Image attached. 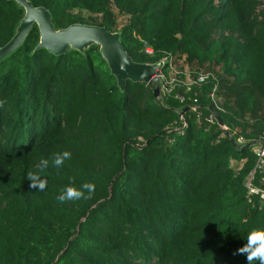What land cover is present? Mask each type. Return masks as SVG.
I'll use <instances>...</instances> for the list:
<instances>
[{
	"label": "trees",
	"instance_id": "trees-1",
	"mask_svg": "<svg viewBox=\"0 0 264 264\" xmlns=\"http://www.w3.org/2000/svg\"><path fill=\"white\" fill-rule=\"evenodd\" d=\"M30 1L50 11L56 29L118 31L125 15L121 40L136 62L184 56L216 77L186 102L173 93L163 104L154 83L128 80L121 90L99 45L62 55L37 49L35 24L0 62V264H247L237 250L264 229V205L245 185L257 156L205 114L215 91L234 139L264 134L262 0ZM24 15L16 0H0V48ZM196 96L201 123L186 110ZM63 151L71 159L57 168ZM232 159H246L239 172ZM42 160L40 191L27 177ZM84 183L95 185L90 199L57 201Z\"/></svg>",
	"mask_w": 264,
	"mask_h": 264
},
{
	"label": "water",
	"instance_id": "water-1",
	"mask_svg": "<svg viewBox=\"0 0 264 264\" xmlns=\"http://www.w3.org/2000/svg\"><path fill=\"white\" fill-rule=\"evenodd\" d=\"M25 9V15L21 20L15 36L0 48V62L22 46L26 37L35 24L40 30L39 48H47L56 55L66 54L69 49H76L85 52L92 45L100 46V53L106 60L111 73L117 78L118 86L121 90L126 89L128 80L133 82L151 81L157 83L155 77L159 73L158 63L136 62L125 49L121 33L119 31L108 30L105 26L75 23L67 28L56 29L52 21L50 11L44 6H34L30 0H16ZM155 97L160 96V88H154ZM189 107L186 108V110ZM219 123L223 122L218 117ZM234 146L237 143L231 138ZM247 144L244 148H248Z\"/></svg>",
	"mask_w": 264,
	"mask_h": 264
},
{
	"label": "built area",
	"instance_id": "built-area-1",
	"mask_svg": "<svg viewBox=\"0 0 264 264\" xmlns=\"http://www.w3.org/2000/svg\"><path fill=\"white\" fill-rule=\"evenodd\" d=\"M148 53H152V48H147ZM177 57L174 56H165L162 60L157 62L161 67L159 69V73L155 76L158 79V82L155 83L151 81L150 83L158 84L160 88V96L159 100L165 104V97L168 95H172L174 93L175 98L179 99L182 103L186 102L187 95L193 91L195 87L202 86L206 83L210 78H215V74L211 71L205 72H194L193 76L190 74H185L183 71L177 70L174 67V60ZM182 58H185L184 56ZM166 66L167 69H164ZM183 74L185 75V80L183 79ZM196 74V75H195ZM189 77V78H188ZM188 78V79H187ZM187 79V80H186ZM147 83V84H150ZM183 87V92H176V87ZM191 99V98H190ZM211 99L215 103V107L211 109L209 114H205V120L209 124H213L218 121V111H224L225 109L220 107L218 104L217 94L212 92ZM190 109L194 111H198V121L201 123L202 116L204 115L203 109L199 104V98L196 96L192 99V102L188 104ZM180 126L175 127L174 129L178 131V133L182 134L188 126V122L185 119L184 111H180ZM219 123V121H218ZM220 129L223 131V135H227L230 138H233L232 133H230V129L224 123L221 125L219 123ZM237 146L244 147L247 144H251L248 148H251L253 153L257 156L256 164L253 170L249 173V175L245 179V185L248 188V191L251 195H255L259 197V200L264 205V134L259 136L256 140L250 142L248 139L241 135L237 139H235ZM246 159H242L239 161V167L236 168V171L239 172L244 166ZM233 166V165H232Z\"/></svg>",
	"mask_w": 264,
	"mask_h": 264
},
{
	"label": "clouds",
	"instance_id": "clouds-1",
	"mask_svg": "<svg viewBox=\"0 0 264 264\" xmlns=\"http://www.w3.org/2000/svg\"><path fill=\"white\" fill-rule=\"evenodd\" d=\"M68 159H71V153L69 151H63L54 156L53 164L55 167L59 168L63 165L64 161ZM48 165V160H42L40 171L29 173L27 179L31 182L30 188L40 191H43L46 188L47 180L46 178H42L41 172L46 169ZM94 191L95 185L92 183H84L79 188L67 186L61 190L56 199L60 203L80 199L86 200L91 198ZM237 252L239 254H247V264H255L257 261L258 264H264V229H256L252 231L247 237V243L240 247Z\"/></svg>",
	"mask_w": 264,
	"mask_h": 264
},
{
	"label": "rangeland",
	"instance_id": "rangeland-1",
	"mask_svg": "<svg viewBox=\"0 0 264 264\" xmlns=\"http://www.w3.org/2000/svg\"><path fill=\"white\" fill-rule=\"evenodd\" d=\"M262 5L260 6V10L264 7V0H262ZM86 14H88V13H86ZM87 16V15H86ZM128 18L129 17H127V16H125V15H118V31L120 32V30L122 29L121 27L125 24V23H127L128 22ZM174 67H175V69H177V70H180V71H183L185 74L187 73V74H190L191 76H193V74L192 73H194V72H197V73H199V72H205V71H209L210 69H209V66L208 65H206V66H204V67H200L198 64H192V63H190V62H188L187 60H186V58H176L175 60H174ZM216 70H220V68H219V66H217L216 67ZM183 79L185 80V75L183 74ZM189 78V77H188ZM187 78V79H188ZM186 79V80H187ZM156 86H159L158 84H155L154 85V87H156ZM237 131H238V133H240L241 132V130L239 129V128H237ZM234 134H235V132H233ZM241 161V160H240ZM231 165H233L234 167H236V168H238L240 165H239V161L237 160V159H232L231 160Z\"/></svg>",
	"mask_w": 264,
	"mask_h": 264
}]
</instances>
